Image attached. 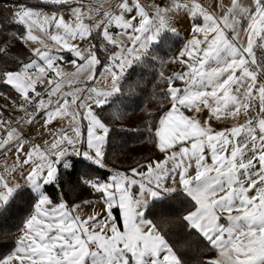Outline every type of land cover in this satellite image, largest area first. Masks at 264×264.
Returning <instances> with one entry per match:
<instances>
[{
  "label": "snow or ice",
  "instance_id": "1",
  "mask_svg": "<svg viewBox=\"0 0 264 264\" xmlns=\"http://www.w3.org/2000/svg\"><path fill=\"white\" fill-rule=\"evenodd\" d=\"M40 3L56 10L12 6L11 22L23 28L13 35L38 46L30 48L32 57L18 70L0 68V83L19 95L24 115L17 125L32 124L40 114L46 126L53 121L67 125L50 129L52 139L42 146L30 144L0 114V150H16L15 162L5 163L0 172V213L25 185L39 192L14 249L0 256V264H189L170 242L169 226L218 251V258L201 264H264V56L256 55V49L264 50V0L249 5L231 0L230 6L220 5L221 14L200 0L149 6L142 0H104L95 8L82 0ZM65 7L69 19L61 11ZM180 13L193 21L191 37L172 57L185 70L160 73L170 108L154 126L146 125L162 158L83 179L99 194L103 214L82 218L79 205L53 203L41 189L59 184V169L71 155L107 167L110 128L98 112L121 92L133 63L150 58L163 34L175 32L170 23ZM6 51L0 46V53ZM67 63L73 71H64L61 65ZM66 85L74 87L66 91ZM229 118L230 127L212 126L211 121ZM18 171L24 184L13 179ZM177 181L179 188L166 186ZM177 192L187 202L182 214L149 218L154 201L170 209L165 200Z\"/></svg>",
  "mask_w": 264,
  "mask_h": 264
},
{
  "label": "trees",
  "instance_id": "2",
  "mask_svg": "<svg viewBox=\"0 0 264 264\" xmlns=\"http://www.w3.org/2000/svg\"><path fill=\"white\" fill-rule=\"evenodd\" d=\"M18 3L39 6L43 9L56 10L54 6L43 5L40 0H0V46H5L6 54L0 53V68L3 70L17 69L21 62H27L33 54L29 52L22 40L15 38L23 32V28L11 22V8ZM62 8L61 10H67ZM15 34V36L13 35ZM185 41V35L166 32L152 49V56L139 63H133L121 81V92L110 99L109 105L98 112L101 119L108 124L110 134L105 150V161L125 171L135 162H144L157 156L159 152L154 146L152 135L146 125L153 126L162 114L159 104L167 102L164 90L168 87L164 76L177 71L179 65L172 61L178 49ZM98 51V56L103 57ZM257 57L264 56V50L257 49ZM0 91L10 93L13 88L0 83ZM71 165L61 166L59 184H48L44 191L53 202L65 200L69 205L90 199L99 198L83 179L92 176L105 177L110 172L106 168H98L96 164L78 155H71ZM30 187H22L15 198L0 213V256L7 255L14 249L15 241L20 234V226L33 212V204L38 197ZM172 207L161 209L160 202L154 201L149 208V218L165 216L175 219L187 207V202L180 192L166 198ZM166 231L171 233L170 242L179 247L183 257L189 264H201L210 260L216 250L206 241L190 236L180 228L169 226Z\"/></svg>",
  "mask_w": 264,
  "mask_h": 264
},
{
  "label": "rangeland",
  "instance_id": "3",
  "mask_svg": "<svg viewBox=\"0 0 264 264\" xmlns=\"http://www.w3.org/2000/svg\"><path fill=\"white\" fill-rule=\"evenodd\" d=\"M114 2V0H113ZM82 3L85 5H89L93 8L99 6V4L104 3V0H82ZM142 3L145 6H149L148 4H146L144 1H142ZM75 6V5H73ZM107 6V4H105V7ZM45 12H51L52 10L49 9H44ZM63 11L64 15H65V19H69V8L68 10H61ZM113 31H115V29H113ZM27 50L29 52L31 47H35L38 45H34V44H25ZM110 47V46H109ZM32 54V52H31ZM65 59L66 60H70L71 57L68 54H65ZM64 69V71L66 72H71L73 71L72 65L70 63L67 64H62L61 65ZM11 70H18L17 69H11ZM102 69H98V71H101ZM185 70L184 68L180 67L179 71H183ZM110 79L104 82H98L97 85H95L96 87H103V85L105 83H110ZM88 87H91L93 85H91V83H89V85H87ZM174 86H178V87H183V83L181 82L179 83H175ZM74 86H65V90L66 91H71L73 89ZM38 90L39 91H43V87L38 86ZM15 91V90H14ZM19 95L18 93L15 91L14 94H8V93H4L2 91H0V104H2V106H0V114L2 115H6L9 119L12 120L13 126L14 127H18L24 134H25V138L29 141L30 144H40L43 146L45 141H50L52 139V136L50 135V129L51 130H55L61 127H66L67 122L66 121H53L51 125H45V119L43 114H40L36 117L35 121L32 124H25L23 121H21L18 125L16 123V121L22 117L24 115V113L19 109ZM257 111H258V105H257ZM251 114H255V113H251ZM83 123V121H82ZM217 128V127H214ZM0 134H3L2 131H0ZM26 149H28V145L25 146ZM81 156V155H78ZM83 157V156H81ZM84 158V157H83ZM16 159V150L13 148L10 151L4 152L3 150H0V172H3V165L5 163H7L8 165H11L13 162H15ZM89 160V159H87ZM91 161V160H89ZM106 169L111 170V169H116L119 171H125L119 167L113 166L108 164L106 161ZM71 165V157L68 158V163L67 166L69 167ZM27 169H25L26 171ZM13 179L20 184H24V179L25 177L18 171L15 176L13 177ZM28 186V185H26ZM31 186V185H29ZM166 186L169 187H173L174 185L172 184H168ZM42 191V189H41ZM135 191V189H134Z\"/></svg>",
  "mask_w": 264,
  "mask_h": 264
},
{
  "label": "crops",
  "instance_id": "4",
  "mask_svg": "<svg viewBox=\"0 0 264 264\" xmlns=\"http://www.w3.org/2000/svg\"><path fill=\"white\" fill-rule=\"evenodd\" d=\"M142 1H144L148 5H151L153 2H158V3L159 2H164V3L167 2V0H142ZM200 2L205 7H208L211 11H213V12H215L217 14H221L220 5L221 4H224V5H229L230 6L231 0H200ZM241 3H243L245 5H249V4H251V0H241ZM52 11H55V10H52ZM192 24H193L192 17L189 14H186V13L177 14L175 17L172 18L171 23H170V27L171 28H174L177 33H180V34H184L185 35V41L181 45V47L178 49V51L176 53V56L182 50L183 45L186 43V41L191 37ZM256 52H257V49H256ZM180 67L181 66L178 67L177 71H179ZM175 83H179L180 84L181 82H175ZM14 92L15 91L13 89V91L10 92V93H8V94H12V93L14 94ZM0 106H2V104H0ZM159 107L163 110L162 111V114H163V112L169 110L170 104L168 103V101L167 102H162V103L159 104ZM186 114L187 115H191V113H186ZM251 115H253V114H251ZM206 118H207V114L206 113H204V114L201 115V119L202 120H204ZM243 119H244V117L242 116L241 119H240V122H243ZM211 123H212V126L213 127H217V129H220V128H223V127H230L232 125L233 121L229 118L227 120L211 121ZM106 147H107V145H106ZM105 150H106V148H105ZM162 156H163V154L162 153H159L157 156H155V157H153V158H151L149 160L160 159V158H162ZM144 162H146V161H144ZM169 184H171V183H169ZM24 187H30V188H32L29 185L28 186L25 185ZM174 187L179 188L178 181L174 185ZM42 191H44V187L42 188ZM35 192L39 194V192H37V191H35ZM63 201H65V200L63 199ZM86 201H93L94 203H90L89 204V203H85V201H83V202H80V203L72 204V205H79L80 206L77 209V211L81 214L82 218H86L87 216L92 215L94 213L103 214V208H104V206L100 202V199L99 198H97V199H90V200H86ZM59 202H53V203H59ZM72 205H69V206H72ZM21 234L22 233L20 232L19 236ZM18 239H19V237H18ZM215 258H218V251L217 250H216L215 254L211 257V259H215Z\"/></svg>",
  "mask_w": 264,
  "mask_h": 264
},
{
  "label": "built area",
  "instance_id": "5",
  "mask_svg": "<svg viewBox=\"0 0 264 264\" xmlns=\"http://www.w3.org/2000/svg\"><path fill=\"white\" fill-rule=\"evenodd\" d=\"M32 109H30V111H31ZM4 117H6V118H8L6 115H3ZM9 119V118H8Z\"/></svg>",
  "mask_w": 264,
  "mask_h": 264
}]
</instances>
